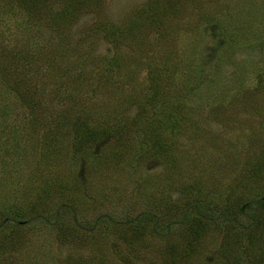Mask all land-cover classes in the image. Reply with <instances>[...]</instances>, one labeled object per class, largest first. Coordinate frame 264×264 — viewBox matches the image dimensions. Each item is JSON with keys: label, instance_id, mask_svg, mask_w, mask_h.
<instances>
[{"label": "rangeland", "instance_id": "obj_1", "mask_svg": "<svg viewBox=\"0 0 264 264\" xmlns=\"http://www.w3.org/2000/svg\"><path fill=\"white\" fill-rule=\"evenodd\" d=\"M82 1L0 0V264H264V0Z\"/></svg>", "mask_w": 264, "mask_h": 264}, {"label": "trees", "instance_id": "obj_2", "mask_svg": "<svg viewBox=\"0 0 264 264\" xmlns=\"http://www.w3.org/2000/svg\"><path fill=\"white\" fill-rule=\"evenodd\" d=\"M74 2H75V4H73V5H71V2H69L70 3V6H74L75 5V9H80V6H81V3L83 2L82 0H74ZM66 9V8H65ZM71 12H73V10L72 11H70V13ZM252 92H254V91H252ZM254 203H257L256 205H257V208H260L261 209V214L263 213L264 214V194H262L261 196H259L257 199H255V200H251V201H247V202H244V203H242V204H240L239 205V212L240 213H243V214H248L249 212H253V209H252V205L254 204ZM202 205L203 204H200V203H195V204H192V206H191V208L193 209V211H194V209H195V215H193V216H190V214L188 213L187 214V216H185V223H188V225H187V227H188V229H189V231H190V233H192L193 231H196V229H202V228H205L204 227V224L206 223L207 224V222L206 221H204L203 219H202V216L203 217H208V216H210V217H212L213 216V212L215 211L213 208L212 209H210L209 210V207L208 208H205V209H203L202 208ZM209 205V204H208ZM200 206H201V209H200ZM230 206H231V203H230ZM229 206V204H225V206H224V208H222L221 209V212L223 213V214H225V215H231L232 213H235V214H237V211L236 210H233L232 211V208ZM260 214V215H261ZM254 216H255V214H254ZM258 217H259V215H258ZM257 221V222H256ZM16 222H19V224L20 223H22V222H24V221H19V220H17ZM253 222H255L254 224H255V226H256V224H259V225H261L262 224V222H261V219L260 218H254L251 222H249L248 224H247V226L245 225V224H242L244 227H248V226H250ZM230 223V221L227 223V224H229ZM16 226V225H15ZM140 226H143L142 224H140ZM230 229H231V227H227V231H228V235L230 234L229 233V231H230ZM234 229H237V227H234ZM175 245V244H174ZM179 246H177L176 245V247L175 248H171L172 249V251H173V253L171 254V263H167V262H160V264H185V260L187 259L185 256H183L182 254H178V252H176V250L177 249H181V248H178ZM184 248H186V247H184ZM258 249V248H257ZM256 249V250H257ZM185 250V249H184ZM253 252H254V250H253ZM185 255H191V254H189V252L187 251V250H185V253H184ZM258 254H260V253H258ZM253 255V254H252ZM251 258V257H250ZM218 261H220V260H218ZM218 261H216V262H218ZM226 261V260H225ZM258 260H257V256H255V255H253L252 256V258H251V262H254V264H260L259 262H257ZM216 262L215 261H212V262H206L205 264H216ZM199 264H204L203 262H201V263H199ZM220 264H227V261L225 262V263H223V262H221Z\"/></svg>", "mask_w": 264, "mask_h": 264}]
</instances>
